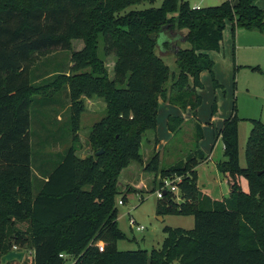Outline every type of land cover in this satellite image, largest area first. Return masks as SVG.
Returning a JSON list of instances; mask_svg holds the SVG:
<instances>
[{
	"label": "trees",
	"instance_id": "1",
	"mask_svg": "<svg viewBox=\"0 0 264 264\" xmlns=\"http://www.w3.org/2000/svg\"><path fill=\"white\" fill-rule=\"evenodd\" d=\"M255 2L192 8L185 0H0V262L17 246L31 264H264V122L252 121L244 168L236 115L215 131L224 156L216 170L229 188L223 200L196 186V168L206 160L197 122L185 160L158 171V153L144 164L140 152L142 136L156 130L159 101L195 120L201 73L219 87L209 54L220 50L227 24L232 32L264 31V10ZM142 4L149 7L138 9ZM73 41L83 47L72 51ZM58 51L70 52L67 72H39ZM110 55L112 80L104 67ZM162 56L174 57L177 73ZM92 98L105 102L106 114L88 135L92 154L80 157V117ZM46 102L61 104L51 116L66 107L69 128H33L36 105ZM183 119L168 117L172 140ZM133 164L154 181L161 176L158 189L165 178H182L180 203L167 192L158 214L194 218L192 230L166 227L161 248L149 253L117 249L125 239L117 227L118 179Z\"/></svg>",
	"mask_w": 264,
	"mask_h": 264
},
{
	"label": "rangeland",
	"instance_id": "2",
	"mask_svg": "<svg viewBox=\"0 0 264 264\" xmlns=\"http://www.w3.org/2000/svg\"><path fill=\"white\" fill-rule=\"evenodd\" d=\"M192 8H207L218 6L227 0H185ZM160 2L155 3V7ZM255 5L264 10V0H256ZM149 7L148 4L137 6L138 9ZM83 47L82 41L72 42V51L80 50ZM160 53L161 51L158 50ZM98 55L103 57V44L99 38ZM213 62L212 73L219 87H214L210 74L203 72L201 82L203 85L200 91L201 105L197 110L194 120L190 111L182 112L180 117L184 121L181 130L173 135L167 130V120L169 116H174L178 107L158 102V118L156 130L146 132L141 140V155L148 162L156 152L158 153V171L167 169L171 165L185 160L193 150L194 141V121L203 129V136L199 142V150L202 152L205 161L196 168V186L203 194L214 200H223L228 197V182L224 176L216 170V163L223 161V143L220 138L216 139L214 133L223 127L224 122L233 114L239 119L238 122V142L239 161L244 168L245 147L252 129V121L264 122V31L246 30L236 28L234 32L231 25L227 24L221 41L220 50L209 54ZM162 56L164 62L171 72L177 73L175 59L173 56ZM70 62L69 51H58L50 57L44 59L37 67L42 74L50 71H65ZM116 57L110 55L104 57V67L109 79L115 77ZM168 86V85H167ZM62 96V95H61ZM61 99V98H60ZM91 103L85 100V111L80 117V132L76 152L80 157L92 154L88 143V135L93 126L101 121L106 114V104L102 99L92 98ZM33 117H39L36 122L33 119V128H69V114L66 107L58 110V118L51 116L53 108L61 105L55 102H46ZM215 105V112L212 108ZM59 135L61 132L58 133ZM155 139L157 149L155 148ZM134 165V166H133ZM135 168L125 169L121 172L118 185L123 190L121 195L116 197L117 227L124 235L125 239L117 243L119 251H146L158 250L161 248L166 235L164 229L181 228L192 230L194 228V218L183 216L158 214V207L166 201L156 197L161 176L157 175L154 181V174L138 170L139 166L133 164ZM182 180V178H181ZM154 189L155 191H152ZM177 203H180V190L173 196ZM122 201V205L119 204ZM162 217V220H159ZM135 224L131 225L130 221ZM142 226L143 231L136 228ZM16 248V250L14 249ZM17 246L13 251H18ZM31 255L24 254L21 262L11 261L9 264H31ZM65 259L67 257H64ZM0 264H2L0 262ZM173 264H178L174 262Z\"/></svg>",
	"mask_w": 264,
	"mask_h": 264
},
{
	"label": "built area",
	"instance_id": "3",
	"mask_svg": "<svg viewBox=\"0 0 264 264\" xmlns=\"http://www.w3.org/2000/svg\"><path fill=\"white\" fill-rule=\"evenodd\" d=\"M181 182V178L178 176L172 177V178H165L162 182V186L161 188H159L156 191V197L157 199H162L167 192L170 193H177V191H179L178 188V184ZM119 204L122 205V201H119ZM131 225H134L135 222L134 220L130 221ZM143 227L142 226H138L136 228L137 231H143ZM16 250V248H14Z\"/></svg>",
	"mask_w": 264,
	"mask_h": 264
},
{
	"label": "water",
	"instance_id": "4",
	"mask_svg": "<svg viewBox=\"0 0 264 264\" xmlns=\"http://www.w3.org/2000/svg\"><path fill=\"white\" fill-rule=\"evenodd\" d=\"M101 153L102 151L98 152L96 155H100ZM159 220H162V217H159ZM23 258H24L23 252L9 251L1 258V263L5 264L6 262H10L14 260L21 262Z\"/></svg>",
	"mask_w": 264,
	"mask_h": 264
},
{
	"label": "crops",
	"instance_id": "5",
	"mask_svg": "<svg viewBox=\"0 0 264 264\" xmlns=\"http://www.w3.org/2000/svg\"><path fill=\"white\" fill-rule=\"evenodd\" d=\"M202 75H203V73H201V78L203 77ZM85 100L87 101V103H91L90 99H85ZM67 106H68V105H67ZM173 107H176V106H173ZM181 113H182V111L178 108L177 112L174 113V114H175L174 116H180ZM59 114H60V113H59ZM57 118H58V115H57ZM78 135H79V133H78ZM155 148L157 149V145H155ZM143 163H144V164L147 163L146 159H143ZM34 173H35V175H36V177H37L38 179L46 180V179L42 178V176L39 174V172H37V171L34 170ZM99 248H100V250L103 249V244H102V243L99 244Z\"/></svg>",
	"mask_w": 264,
	"mask_h": 264
}]
</instances>
